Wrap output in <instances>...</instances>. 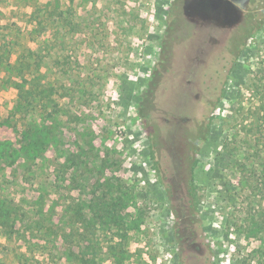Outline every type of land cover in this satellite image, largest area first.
Returning a JSON list of instances; mask_svg holds the SVG:
<instances>
[{
	"label": "rangeland",
	"instance_id": "1",
	"mask_svg": "<svg viewBox=\"0 0 264 264\" xmlns=\"http://www.w3.org/2000/svg\"><path fill=\"white\" fill-rule=\"evenodd\" d=\"M173 3L0 0V264H179L177 233L191 230L212 264H264V0L231 22L244 43L210 112L198 108L182 178L161 175L143 119ZM205 31L174 52L197 78L215 57ZM179 83L161 99L189 112ZM169 127L177 151L184 126Z\"/></svg>",
	"mask_w": 264,
	"mask_h": 264
},
{
	"label": "flooded vegetation",
	"instance_id": "2",
	"mask_svg": "<svg viewBox=\"0 0 264 264\" xmlns=\"http://www.w3.org/2000/svg\"><path fill=\"white\" fill-rule=\"evenodd\" d=\"M250 1L252 0H174L171 13L174 17L176 16L177 22L173 26L169 24L165 30L161 41L159 60L147 78L143 94V99L148 100V108L146 113L143 112V119L151 121L147 130L154 156L159 159L161 175L168 177L169 170L173 167V174L178 175L176 177H183L182 164L186 162L182 160L193 148L198 147L205 131V120L197 118L198 108L200 107L205 110V113H208L218 99L224 81V73L228 69L229 63L234 61L237 51L245 39V34L244 36L236 35L238 27L231 22L242 18L239 16V14L241 15L240 11L243 10L241 6L245 3L249 4ZM189 2L190 6L185 7ZM198 28L206 30L205 40L211 42L212 52L215 55L209 67L202 68L204 71L200 78L196 77L198 66L190 63L185 71H180L175 67L174 59L178 41L187 38ZM171 41L172 44H170ZM172 75L178 76L180 79L181 93L178 97L181 102H184V98L188 95L191 96L193 109L189 112L185 110L172 112L161 99V95L166 94L163 85ZM156 76L159 81L161 80L160 86L154 84ZM149 96L151 99L148 98ZM176 121L184 126L180 134L182 144L181 149L170 151L167 147L170 145V127L166 136L163 135L162 130ZM189 158L191 157L189 156ZM184 166L186 167V164ZM188 177L190 185L191 168H189ZM163 182L166 187H169V180L163 179ZM182 186L188 197V203L192 205V193H188V187L185 188L184 182ZM192 213V211L188 212L187 216H191L193 224ZM177 216L182 218L186 216V213H177ZM196 233L192 230L189 235L177 233L179 264H212L210 262L212 253L206 249L204 239L199 238V233Z\"/></svg>",
	"mask_w": 264,
	"mask_h": 264
},
{
	"label": "trees",
	"instance_id": "3",
	"mask_svg": "<svg viewBox=\"0 0 264 264\" xmlns=\"http://www.w3.org/2000/svg\"><path fill=\"white\" fill-rule=\"evenodd\" d=\"M31 128H34V127H31ZM31 128H29V130H26V132H25V134H24V136H25V142H28V139H29V137H30V134H31ZM28 144H30V143H28ZM92 261H94V258L93 259H91Z\"/></svg>",
	"mask_w": 264,
	"mask_h": 264
}]
</instances>
